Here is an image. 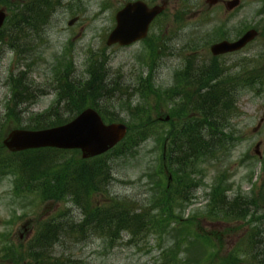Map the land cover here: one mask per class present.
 I'll return each mask as SVG.
<instances>
[{
    "label": "rangeland",
    "instance_id": "1",
    "mask_svg": "<svg viewBox=\"0 0 264 264\" xmlns=\"http://www.w3.org/2000/svg\"><path fill=\"white\" fill-rule=\"evenodd\" d=\"M125 1L83 0L81 8L77 4L75 10L63 15L50 11V0H0V10L7 14L0 30V125L7 113L18 115V120L4 129L0 126V130L9 133L28 126L33 118L47 112L69 118L65 102H57V81L64 74H68L71 81H85L90 65H103L107 81L114 85V98L99 101L102 110L114 114L116 122L132 127L127 132L131 138L139 130L131 112L134 107H138L137 113L146 108L148 120L154 121L162 133L146 137L129 152L106 155L103 160L111 172L98 181L99 190H106L105 196L95 195L92 201L103 203L114 199L146 208L158 196L159 189L175 185V182L170 183L165 167L168 160L163 158L162 151V134L169 126L156 120L169 115L174 108L178 111L185 107L181 99L168 102L163 94L175 90L178 70L189 64L203 63L199 59L207 58L206 49L220 38L219 28H222L218 25L217 31L212 33L208 25L197 29L189 1L167 0L163 13L165 39L160 48L157 40L125 48L107 47L105 39L113 28L115 12ZM245 6V16L243 12L229 15V40L249 28L260 30V36L244 52L217 63L223 68L222 78L238 82L240 87H236L233 94L234 114L220 128L222 134H213V158L201 166L195 164L205 173L203 180L194 176L201 182L192 189L190 200L173 212L185 221L169 219L165 227L167 234L161 236L148 230L137 238L123 233L113 242L104 239L103 234L88 239L63 237L51 250V255L60 257L62 264H164L167 254L182 260V264H264V244H251L244 254V242L253 236L264 239V18L257 19L256 9L249 11ZM203 8L206 9V5ZM248 12L251 17H247ZM215 14L223 17L217 8ZM76 16L78 21L69 26L67 22ZM23 17H28V26L24 22L20 30H12L14 20ZM208 19L216 24L214 13H209ZM155 34L158 28L151 36ZM140 78L147 79L154 94L148 92L147 97H143L138 91ZM247 79L254 82L247 85L244 82ZM17 80L26 88V94H30L18 103L13 97ZM190 100L188 97L186 102ZM3 138L0 133V142ZM256 144L259 147L256 148ZM15 154L0 148V163L7 167L0 177V264H39V260H30L26 254L40 226L63 208L71 209L75 218L79 213L63 199L42 198L37 192L25 191L17 181L21 176L19 172L7 166L9 160L16 163L18 158H24ZM66 158H70V164L52 169L53 175L64 178L67 168L77 164L81 155L79 151L71 157L64 154L59 163H64ZM218 180L223 183L227 201L251 197L258 199L259 204L250 208L247 216L215 217L208 204ZM107 191L111 197L106 196ZM200 238L206 240L201 243ZM255 247L259 262L252 259ZM234 256L241 262L233 260Z\"/></svg>",
    "mask_w": 264,
    "mask_h": 264
},
{
    "label": "trees",
    "instance_id": "2",
    "mask_svg": "<svg viewBox=\"0 0 264 264\" xmlns=\"http://www.w3.org/2000/svg\"><path fill=\"white\" fill-rule=\"evenodd\" d=\"M24 18L15 19L12 30H20L24 22L28 26L29 20ZM8 36H11V32ZM156 43L160 48L161 44ZM222 77L223 68L216 61L209 64L205 62L189 64L175 74V90L163 94L168 102L181 99L185 107L178 111L175 108L170 110L169 120H163L169 127L162 134V151L164 152L165 148V158L168 160L165 167L171 177L170 183L175 182V185L172 183L159 189L158 196L146 208L133 207V204L118 202L114 199L103 203L92 201L95 195L105 196L106 190H99L98 181L111 172L103 160L106 155L129 152L136 143L155 133L161 136L162 130L157 129L154 121L148 120L146 108L137 113L138 107H134V112H131V115L135 117L134 122L138 124L139 130L136 136L131 138L126 136L125 142L122 141L103 155L87 160L80 159L77 164L67 168L64 178L53 175L51 170L68 166L70 158H66L64 163L59 161L63 159L64 154L71 157L76 151L44 148L16 153L15 155L24 158H18L16 163L9 160L7 166L19 172L21 176L17 181L23 185L25 191L37 192L42 198L63 199L66 203H71L79 213L75 218L72 216L71 209L63 208L51 220L44 222L30 242L26 257L33 261L39 260V264H62L60 257L51 255V250L63 237L71 240L88 239L103 234L104 239L113 242L120 239L123 233H127L131 238H137L148 230L161 236L167 234L165 227L169 219L178 218L181 223L185 221L175 216L173 212L190 200L192 189L203 180L205 173L197 169L195 164L197 162V165L201 166L213 158V134H222L220 128L224 127L227 119L234 114L233 97L235 96L233 94L236 87H240V83L227 81ZM107 78L103 65H90L88 78L85 81H71L69 75L64 74L57 81V102H65V107L69 109L65 112L69 113L70 117L63 119V116L57 113L47 112L33 118L28 126L20 129L40 130L65 124L85 107L97 110L106 122H116L114 114L109 111L104 112L99 105V101H111L114 98L112 92L114 85L108 82ZM17 81L18 84L13 86V97L18 103L23 102L30 94H26V88L20 84V80ZM139 81L141 88L138 91L143 97H147L148 92L155 93L147 79L140 78ZM244 82L250 85L254 79H247ZM188 90H191V93ZM188 97L191 98L190 103L186 102ZM16 120L18 115L9 112L0 126L4 129V126ZM178 120L180 123H177ZM131 128H128L129 132ZM3 129L0 133L5 137L8 130ZM0 148H4L2 142H0ZM6 168L0 163V177L4 175L3 170ZM28 172L31 174L25 177ZM40 175L42 176L37 177ZM194 176H199L201 180H197ZM213 188L215 190L213 194H210L211 202L208 206H210L211 214L217 218L231 219L247 216L250 214L249 209L259 204L258 199L251 197L246 200L234 198L233 201H227L226 190L221 180L216 181ZM106 196L111 197L109 192ZM205 240L200 238L199 242L202 243ZM251 244H264V239L253 236L247 241V246ZM232 259L238 263L241 262L238 256ZM252 259L256 262L260 261L257 247L254 248ZM164 260L166 262L164 264L183 263L182 260L172 258L168 254L163 258Z\"/></svg>",
    "mask_w": 264,
    "mask_h": 264
},
{
    "label": "water",
    "instance_id": "3",
    "mask_svg": "<svg viewBox=\"0 0 264 264\" xmlns=\"http://www.w3.org/2000/svg\"><path fill=\"white\" fill-rule=\"evenodd\" d=\"M236 2H230L232 9ZM164 5L148 8L142 2L127 3L116 14V25L107 36L108 46L119 44L128 46L146 36L150 22L164 10ZM5 12L0 10V28L5 20ZM254 30L244 33L236 41H222L210 47L212 54L219 55L242 49L256 37ZM169 116L165 117L168 121ZM127 133L123 123H105L93 108L83 109L71 121L40 130H11L3 139V145L10 152L31 149L55 148L79 150L82 159H90L113 149Z\"/></svg>",
    "mask_w": 264,
    "mask_h": 264
},
{
    "label": "flooded vegetation",
    "instance_id": "4",
    "mask_svg": "<svg viewBox=\"0 0 264 264\" xmlns=\"http://www.w3.org/2000/svg\"><path fill=\"white\" fill-rule=\"evenodd\" d=\"M82 1L83 0H74L75 4L76 5L78 4V8H81ZM134 1L135 2L136 1L144 2L148 7H153V6L159 5V4L167 5V0H126L125 3L123 4V6L126 3L134 2ZM227 1H229V0H205V2H206L205 3L204 0H190L191 16L195 22L194 25L196 26L197 29L202 28L204 25H208L210 27L209 29L211 30V33H212V32L217 31L218 25L222 28V29H220L218 27L219 31H220V38L218 40L213 41V43L228 39L227 38V37H229L228 33L230 32V26H229V21H230V16H231L230 14L243 12V16H245L246 10H247L245 5L248 6L249 11H251V10L253 11V8L256 9V12H257L256 18L257 19L264 18V0H237V6L232 10L228 9V5L225 6ZM76 5L70 4V2L68 0H50V11L52 13H60V14L65 15L67 13L69 14L71 10H75L77 8ZM204 5H206V9L203 8ZM216 8L221 10L223 17H220L219 14H215ZM119 10H117V12ZM117 12H115V15L113 18V27L116 25L115 16H116ZM209 13L210 14L214 13V15H215L214 22L216 24L213 23V19H210V20L208 19ZM247 17H251L249 12H248ZM75 19H76V21H78V16H76ZM163 19H164L163 14H160L153 19V21L150 23V25L148 27L146 40H151L152 43L156 39L159 41V43H162L164 41L166 28H165ZM262 23L263 22H261L260 24H262ZM157 28H158V34H155L154 37L151 36L152 32L156 31ZM249 29H255V28H249ZM249 29H245L244 32H246ZM255 30L257 31L258 36H260V30H257V29H255ZM247 48H248V46L244 47L240 51H237L234 53H227L224 55H218V56H212L210 51H209L210 55L207 54L206 59H199V60L203 61L205 63H208V64L213 62V61L221 62V61L227 60L230 56H233L234 54L240 53L242 51L244 52Z\"/></svg>",
    "mask_w": 264,
    "mask_h": 264
}]
</instances>
